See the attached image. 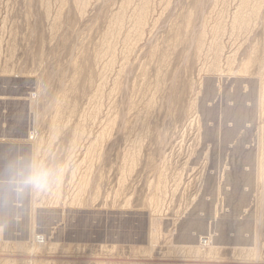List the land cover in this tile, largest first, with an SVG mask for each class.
Masks as SVG:
<instances>
[{
    "label": "rangeland",
    "instance_id": "obj_1",
    "mask_svg": "<svg viewBox=\"0 0 264 264\" xmlns=\"http://www.w3.org/2000/svg\"><path fill=\"white\" fill-rule=\"evenodd\" d=\"M263 134L264 0H0V172L68 166L0 206V264H264Z\"/></svg>",
    "mask_w": 264,
    "mask_h": 264
},
{
    "label": "clouds",
    "instance_id": "obj_2",
    "mask_svg": "<svg viewBox=\"0 0 264 264\" xmlns=\"http://www.w3.org/2000/svg\"><path fill=\"white\" fill-rule=\"evenodd\" d=\"M67 165L51 167L34 156L20 155L8 160L0 172V206L28 193L51 190L64 177Z\"/></svg>",
    "mask_w": 264,
    "mask_h": 264
},
{
    "label": "bare ground",
    "instance_id": "obj_3",
    "mask_svg": "<svg viewBox=\"0 0 264 264\" xmlns=\"http://www.w3.org/2000/svg\"><path fill=\"white\" fill-rule=\"evenodd\" d=\"M261 154L259 155V157H257L258 158V166H259V168L261 169V171L262 172H264V134H263V141H262V145H261ZM260 173V172H259ZM264 181H261V184H264L263 183ZM264 186V185H263ZM263 189H264V187H262ZM262 188H261V190H262ZM256 201H257V208H255V210H254V214H249L248 215V219H247V221L248 222H246V223H242L241 225H237V228H238V231L240 230V229H242V228H246V230L248 229L249 231H250V229L252 228V225H251V222H252V219H253V221H254V219H255V215H256V220H259L260 222L259 223H257L256 225H255V239L250 243V245H246L247 243L245 242V241H241V239L240 240H238V239H235L234 240V242L235 243H233L234 245V249H240V250H248V252L250 253V252H252L253 253V255L255 254H260L261 252L260 251H262V249H264V190L260 193V195L257 197L256 196ZM257 209H258V212H257ZM251 217V219H249ZM212 224H213V226L215 227L216 226V229H213V228H210V230H211V232H213V231H221V229H223L224 230V227L225 226H222L221 225V223L220 222H212ZM226 225V224H225ZM0 229H1V227H0ZM225 231V230H224ZM163 232V231H162ZM218 232V237H216V238H213V241L212 242H210L209 244H206L207 245V248H208V251L210 252V251H216V250H218V249H220L223 245V243H230L231 241H228V239L226 240V239H224L225 237H224V235H223V233L221 232V233H219ZM150 234V233H149ZM30 235V234H29ZM45 236V235H44ZM30 237V236H29ZM154 237V236H153ZM185 237V236H184ZM188 238V236H186V238L185 239H187ZM46 239V238H45ZM43 241V240H42ZM186 241H188V239L186 240ZM48 242H49V240H48ZM152 242V241H151ZM155 242V241H154ZM15 244H17V245H19L18 247H22L21 245L23 244H21V242H19V241H16V242H14ZM148 243V242H147ZM21 244V245H20ZM26 244V243H25ZM58 243H54V241H53V243L51 242V243H49V245L47 244H44V241H43V243L42 242H37L36 244H34V242H33V244H31V246H30V249L28 250L27 248V251H28V253H26V254H29L30 253V258L32 257V261L34 260V262H33V264L36 262V261H40V263L41 264H45V261H43L42 259H39V258H36V256H35V253H37V252H40L41 253V251L42 250H40L41 248H43L44 247V249L45 248H48V249H55V248H53L54 246H56ZM27 245V244H26ZM45 246H47V247H45ZM153 246V245H152ZM151 246V247H152ZM179 246V245H178ZM15 248H18L16 245L14 246ZM24 247H25V245H24ZM175 247H177V246H175ZM179 247H183V248H188V249H190V250H194V251H200V248H201V245H197V244H195V245H193V244H190V245H186L185 247L184 246H179ZM146 248H147V246H146ZM206 248V249H207ZM47 249V250H48ZM143 249V248H142ZM13 250V249H12ZM16 250V249H15ZM40 250V251H39ZM151 250V249H150ZM203 250H205V249H203ZM18 251V250H17ZM16 251V252H17ZM25 251V250H24ZM237 251V250H236ZM44 252V251H43ZM204 252V251H203ZM247 252V253H248ZM244 253V252H243ZM196 254H198V253H196ZM248 255V254H247ZM254 255V256H255ZM250 256V255H249ZM258 257H260V255H258ZM43 258V257H42ZM246 258H247V256H246ZM251 258V257H250ZM253 258V257H252ZM251 258V259H252ZM255 258H256V256H255ZM254 258V259H255ZM253 259V260H254ZM260 258H258V260H259ZM31 261V262H32ZM255 261V260H254ZM12 262V261H11ZM10 262V263H11ZM13 262H15V263H13V264H16L17 262L16 261H13ZM60 262V264H61V262H62V264H67V262L65 263V261L64 260H60L59 261ZM70 262V261H69ZM72 263V262H71ZM255 264H258V262H254ZM69 264V263H68ZM75 264H76V262H75ZM237 264V263H236ZM253 264V263H252Z\"/></svg>",
    "mask_w": 264,
    "mask_h": 264
}]
</instances>
